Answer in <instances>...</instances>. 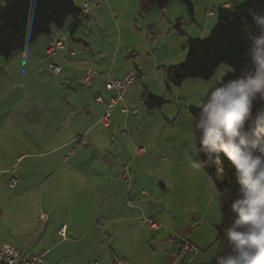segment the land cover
Here are the masks:
<instances>
[{
    "label": "crops",
    "instance_id": "obj_1",
    "mask_svg": "<svg viewBox=\"0 0 264 264\" xmlns=\"http://www.w3.org/2000/svg\"><path fill=\"white\" fill-rule=\"evenodd\" d=\"M231 4L227 1L223 6ZM207 12L209 17L213 13ZM90 13L73 34V19L61 28L71 36L74 54L57 50L49 56L50 35H42L22 50L28 51L30 67L9 70L1 66L0 75L9 71L14 88L22 86L30 70L41 71L46 62L62 65V71L53 72L54 77L44 81L39 91L34 90L32 98L25 94L10 97L9 89L0 92V245L16 246L23 258L43 254L45 264H115L119 255L126 264H181L179 253L183 240L190 241L187 236L176 241L174 251L165 249L164 256H156L157 249L153 254L135 250L138 243L141 247L148 242L145 235L152 229L145 222L136 223L141 210L147 211L146 198L139 185L131 184L120 172L128 139L116 120L107 128L100 118L114 95L106 88V80L123 78L136 68L115 76L104 70L83 82V74L93 67L86 54L92 43L77 35L84 19L89 26ZM132 93L125 97L130 105L137 102ZM99 96L102 102L97 101ZM78 136H82L79 144ZM14 166L19 182L12 187L10 170ZM41 208L49 214L44 224L38 220ZM63 225L65 238L59 233ZM169 240L173 243L172 236Z\"/></svg>",
    "mask_w": 264,
    "mask_h": 264
},
{
    "label": "rangeland",
    "instance_id": "obj_2",
    "mask_svg": "<svg viewBox=\"0 0 264 264\" xmlns=\"http://www.w3.org/2000/svg\"><path fill=\"white\" fill-rule=\"evenodd\" d=\"M89 1L74 0L79 8ZM227 1L246 0H193V12L180 0H171L167 11L156 8L144 15L140 13V0H102L100 7L90 9L94 17L90 15L89 26L88 19H84L78 31L77 37L89 38L92 43V49L86 54L93 67L87 71L97 70L100 74L110 70L115 76L128 68H136L133 71H139L143 77L129 91L135 99L137 97L134 106L124 101L111 113L113 121L126 131L124 135L128 139L124 144L126 155L120 157L121 175L127 166L128 175L123 177L131 184L139 185L147 202V211L141 210V218L136 219V223L139 225L147 219L160 226L152 228L145 222V226L152 229L145 235L148 242L142 243L141 247L138 243L137 253L145 250L148 251L146 254H153L157 249L156 256H164L165 249L174 251L178 247L176 241L180 242L185 236L198 249L195 254L180 258L181 264L211 262L219 249L218 226L222 222V211L213 191L216 185L203 168L197 170L196 161L186 151V143L194 119L192 110L199 109L196 103L199 89L218 73L225 77L233 73V69L223 63L210 79L188 78L181 86L169 88L166 68L185 60L188 41L208 37L218 23V8ZM103 9L105 11L97 15ZM208 10L214 16L209 17ZM27 52H17L12 59L3 58L1 66L9 70H16L17 66L30 67L32 61L27 60ZM50 63L54 62H46L41 71L30 70L22 86L15 88L11 87L9 71L0 75V92L9 89L10 97L25 94L32 98L34 90L39 91L44 81L54 77ZM145 87L166 100L163 107L149 109L141 101ZM124 105L131 110L135 108L137 113L121 112ZM174 235L176 238L171 243L169 238ZM154 264L164 263L157 261Z\"/></svg>",
    "mask_w": 264,
    "mask_h": 264
},
{
    "label": "clouds",
    "instance_id": "obj_3",
    "mask_svg": "<svg viewBox=\"0 0 264 264\" xmlns=\"http://www.w3.org/2000/svg\"><path fill=\"white\" fill-rule=\"evenodd\" d=\"M246 70L225 79L218 73L198 91L186 151L197 170L227 160L238 186L235 193L213 191L227 205L218 234L226 241L211 264H264V13H252Z\"/></svg>",
    "mask_w": 264,
    "mask_h": 264
},
{
    "label": "trees",
    "instance_id": "obj_4",
    "mask_svg": "<svg viewBox=\"0 0 264 264\" xmlns=\"http://www.w3.org/2000/svg\"><path fill=\"white\" fill-rule=\"evenodd\" d=\"M171 0H140V13H148L156 8L165 9ZM193 12V0H180ZM264 13V0L233 2L231 6L218 8V23L205 39L190 40L185 46L187 54L183 62L166 68V84L181 86L188 78L210 79L218 67L226 63L233 73L224 78H232L246 70V50L249 32L252 29V13ZM82 8L74 0H2L0 2V69L1 60L9 59L42 35H50L55 28L61 30L69 18L73 19L70 32L73 34L83 19ZM142 101L149 109L161 108L166 100L152 94L147 88ZM199 109H193L197 115ZM225 172L217 176L215 165L203 168L213 179L218 191L236 192L237 185L228 161H224ZM222 222L226 223L229 210L221 206ZM221 222V223H222ZM221 225V224H220ZM218 226V231L219 227ZM219 248L226 241L218 234ZM183 264H187L183 262ZM203 264H211L206 262Z\"/></svg>",
    "mask_w": 264,
    "mask_h": 264
},
{
    "label": "built area",
    "instance_id": "obj_5",
    "mask_svg": "<svg viewBox=\"0 0 264 264\" xmlns=\"http://www.w3.org/2000/svg\"><path fill=\"white\" fill-rule=\"evenodd\" d=\"M102 0H91L84 4L82 8V14L84 17L88 16L90 9L92 7H100ZM72 43L71 38L69 35L62 30L53 31L50 34V42L46 49V52L49 56L53 55L57 50H66L67 52L74 54L75 48L71 46ZM51 70L58 74L62 71V65L56 64V63H50ZM97 70H88L86 71L83 76L82 80L83 82H89L92 77L98 75ZM142 78V74L139 71H131L127 75H125L123 78L118 79H112L109 78L106 80V88L113 92V96L111 98V101L107 105V109L104 112V114L101 116L100 121L101 123L107 127L112 128L114 125V121L112 119L111 113L114 107L121 102L125 101V95L130 91L132 86L137 83ZM98 102H102L103 98L99 96L97 98ZM122 112L124 113H137V110L130 109L128 106L124 105L122 107ZM122 133L125 134L126 131H124L121 128ZM76 142L79 144L82 142V136H78L76 138ZM12 176L10 178V185L12 187L16 186L19 182V176L17 172L16 166H14L11 170ZM128 175V167H125V170L123 172V176ZM49 214L44 209L41 208L38 216V220L41 224H44L48 221ZM145 222L149 224L152 228H159L160 226L154 221V220H147L144 219ZM66 226L63 225L60 229V235L65 238L66 237ZM176 236H172V239H175ZM197 246L192 243L191 241L184 239L181 244L180 249V257H186L188 255H193L197 252ZM0 264H45L44 263V255L43 254H37L33 255L29 258H23L22 257V251L21 249L17 248L16 246L10 244V243H4L3 245H0ZM88 264H98L97 261L89 262ZM115 264H125V260L121 256H117L115 260Z\"/></svg>",
    "mask_w": 264,
    "mask_h": 264
}]
</instances>
